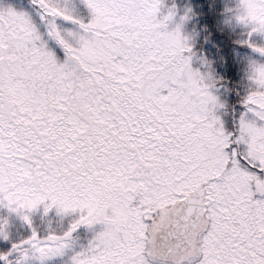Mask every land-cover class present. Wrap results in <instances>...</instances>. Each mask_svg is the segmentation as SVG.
Instances as JSON below:
<instances>
[{
	"label": "snow or ice",
	"instance_id": "obj_1",
	"mask_svg": "<svg viewBox=\"0 0 264 264\" xmlns=\"http://www.w3.org/2000/svg\"><path fill=\"white\" fill-rule=\"evenodd\" d=\"M0 264H264V0H0Z\"/></svg>",
	"mask_w": 264,
	"mask_h": 264
},
{
	"label": "rangeland",
	"instance_id": "obj_2",
	"mask_svg": "<svg viewBox=\"0 0 264 264\" xmlns=\"http://www.w3.org/2000/svg\"><path fill=\"white\" fill-rule=\"evenodd\" d=\"M70 27V26H69Z\"/></svg>",
	"mask_w": 264,
	"mask_h": 264
}]
</instances>
